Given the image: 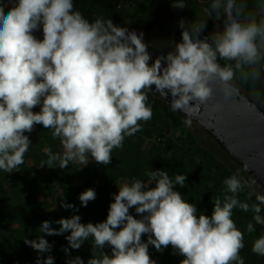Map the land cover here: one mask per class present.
Here are the masks:
<instances>
[{
	"label": "clouds",
	"instance_id": "clouds-1",
	"mask_svg": "<svg viewBox=\"0 0 264 264\" xmlns=\"http://www.w3.org/2000/svg\"><path fill=\"white\" fill-rule=\"evenodd\" d=\"M184 6V0H174V8ZM257 7L264 12V0ZM246 9L245 0H210L204 17L225 16L223 29L201 39L205 19L190 30L181 20L182 42L173 41L172 50L150 64L142 32L115 25L110 18L90 22L75 10L73 0H0V170L18 171L32 145L25 133L38 124L51 130L63 148V153H53L45 147L47 161L41 167L65 169L70 162L86 166L90 159L107 166L112 151L142 131L141 122L152 119L148 101L153 85L162 99L171 95V111H182L188 127L200 105L213 96L211 83L222 85L225 93L236 90L237 79L255 88L264 69V18L257 21ZM41 28L43 39H38L34 33ZM255 99L261 101L258 93ZM37 106L40 111L34 112ZM146 175V182L134 179L118 187L104 222L82 224L73 215L55 221L58 229L43 221L39 232H69L66 240L75 250L91 238L87 264H156L149 245L157 252L171 246L173 254L183 257L180 264H245L240 255L244 233L232 216L236 208L253 213L255 223L247 224L248 233L264 226V194L256 191L254 179H245L239 170L225 178L209 217L197 215L196 205L174 190L186 186L187 175L173 179L163 169ZM246 189L241 201L239 194ZM253 197L256 202L249 204ZM78 198L87 207L96 192L89 188ZM60 206L78 211L63 200ZM132 208L139 219L130 214ZM24 243L41 254L53 247L43 236L25 238ZM106 246L111 254L103 251ZM251 251L264 256V235L255 239ZM36 264H54V258L38 256ZM67 264L84 261L77 256Z\"/></svg>",
	"mask_w": 264,
	"mask_h": 264
},
{
	"label": "trees",
	"instance_id": "trees-1",
	"mask_svg": "<svg viewBox=\"0 0 264 264\" xmlns=\"http://www.w3.org/2000/svg\"><path fill=\"white\" fill-rule=\"evenodd\" d=\"M120 2L121 0H73L75 10H79L90 22L98 6L117 5ZM245 2L246 11L255 13L259 21L255 1L245 0ZM8 10L9 6H6L5 13ZM225 18L223 16L222 24ZM239 84L252 93L251 85L242 84L240 81ZM256 87L264 89V69ZM148 102L153 109L152 119L141 122L143 130L126 137L123 148L112 151L111 163L107 166L93 162L81 168L78 163L70 162L65 169H60L58 166L49 168L47 165L41 167L42 162L47 161L44 148L50 147L53 153H63L62 145L59 139L52 138L51 130L39 124L31 133H25L29 136L32 145L24 155V163L18 166V171L5 173L0 170V264H18L21 261L24 264H36L38 256L43 260L49 255L54 258V264H67L69 259L77 256L84 261V264H87V261L92 258L91 238L85 241L80 249H71L66 240V236L70 235L69 232L48 236L39 232L42 222L50 221L51 227L56 229L60 225L55 221L71 218L73 215H79L82 224L104 222L109 206L114 202V194L118 193L120 178L130 181L140 179L146 182L148 179L146 173L151 170H166L173 179L176 174L187 175L186 186L176 185L174 190L179 191L189 203L196 205L197 215L201 213L209 217L212 215L214 208L212 200L214 201L215 197L221 194L224 188L223 180L235 171L226 161L203 148L194 139L181 143L171 142L170 145L154 141L147 145L158 135L168 132L173 126H179L188 118L184 114L171 111L160 97L153 96L151 93H149ZM258 103L261 105L262 102ZM33 111L39 112L40 107H35ZM122 166L126 167L124 176L118 174ZM77 177L81 178V185L74 183ZM89 188L95 190L96 199L90 201L87 207L81 206L78 197ZM255 189L264 194V188L257 181ZM246 193L247 189L239 194L241 201L246 200ZM56 195L58 210L54 211L51 209L49 198ZM62 200L73 204L78 211L61 207ZM247 202L255 203V197ZM130 214L139 219L134 208L130 209ZM261 215H264V209ZM252 217L251 211L233 209L232 219L236 227L244 233V236L254 235L257 239L264 235V226L256 225L255 232L248 233L247 224L255 223ZM40 236L53 246L50 252L38 253L24 243L25 238L38 240ZM142 240L147 241L143 237ZM252 245L253 243L240 251L245 264H264V256L254 254L251 251ZM65 248H68V253H65ZM103 251L111 254V248L107 246ZM173 251L169 246L162 252H157L154 246L149 245V255L156 264H180L183 257L173 254Z\"/></svg>",
	"mask_w": 264,
	"mask_h": 264
},
{
	"label": "rangeland",
	"instance_id": "rangeland-1",
	"mask_svg": "<svg viewBox=\"0 0 264 264\" xmlns=\"http://www.w3.org/2000/svg\"><path fill=\"white\" fill-rule=\"evenodd\" d=\"M256 3L257 13L260 19L264 18V12H262L257 5L260 3V0H254ZM149 0H121V2L117 5L110 4L108 6H98L93 12V20L95 18H103V19H111L115 25L120 27H127L130 31L132 30H143L145 31V37L143 39L144 43L147 44L148 52H151L153 55L154 62L155 59L160 55H166L169 51L172 50L171 44L172 42H182V35H177L174 29H172V20L170 18L171 13V2L172 0H167L163 4H161V0H157L156 3L159 4L161 8L160 14L155 18V25L153 28L152 34H146V28L149 24V17L147 11V5ZM189 5V16L188 18L184 17L185 28H191V25L195 22H200L203 19L206 20V27L204 31L200 34V38L203 39L205 36H209L214 31L222 30L223 24L221 20L223 15L221 16L220 20H215L212 17L205 18L203 9L208 7L210 4V0H189L187 1ZM173 10V9H172ZM213 13V17H214ZM40 31V30H39ZM39 31L35 32L34 34L38 33ZM152 57V56H151ZM223 65L227 63L226 61H220ZM234 85L242 90L243 93L250 96L255 102L256 94L258 93L261 97V108L264 110V89H259L258 87L253 88L252 86V93L248 92L244 87L239 84L238 79L234 81ZM184 121V120H183ZM183 121L179 126H173L170 130L164 134H160L155 138L152 142H148L147 145H150L154 141L162 142L163 144L170 145L171 142H185L194 139L199 145L203 148H206L212 151L217 157L226 161L230 167L237 172L238 170L241 172V175L246 177L247 179L251 180V178L246 174L241 167H239L231 158H229L228 154L224 151L222 146L211 136L209 135L201 126H199L196 122L192 121V126H186ZM94 161L90 159L89 163L86 166L81 164V168H85L91 165ZM126 173V167H120L118 174L120 176H124ZM132 181L127 180L125 178H120L119 186L128 183L130 184ZM76 185H81V178L77 177L74 180ZM49 202L51 203V209L54 211L58 210V200L57 195L53 198H49ZM119 230V229H117ZM144 239L147 240V235L142 236ZM255 241L254 235H245L244 236V243L245 246L251 245ZM108 248H111L107 246ZM18 264H24L22 261Z\"/></svg>",
	"mask_w": 264,
	"mask_h": 264
},
{
	"label": "water",
	"instance_id": "water-1",
	"mask_svg": "<svg viewBox=\"0 0 264 264\" xmlns=\"http://www.w3.org/2000/svg\"><path fill=\"white\" fill-rule=\"evenodd\" d=\"M234 86L235 91L225 93L222 85L211 83L213 96L200 105L199 111L191 119L211 135L251 179L264 188V110ZM151 94L159 95L154 85ZM171 99L169 94L162 100L170 107Z\"/></svg>",
	"mask_w": 264,
	"mask_h": 264
},
{
	"label": "flooded vegetation",
	"instance_id": "flooded-vegetation-1",
	"mask_svg": "<svg viewBox=\"0 0 264 264\" xmlns=\"http://www.w3.org/2000/svg\"><path fill=\"white\" fill-rule=\"evenodd\" d=\"M157 0H149L148 2V5H147V11H148V17H149V24L146 28V34L150 35L152 34L153 32V28H154V25H155V18L157 15H159L161 12V8L159 7V4L156 3ZM165 1L167 0H161V4H163ZM187 1L189 0H184V3H185V6L183 8H174L173 7V3H174V0H172V4H171V13H170V18L172 20V29L175 30V32H177V35H182V29L179 27V24H180V21L183 20L184 17L188 18L189 16V5L187 4ZM188 20V19H187ZM187 20L186 23H187ZM184 21V22H185ZM189 21V20H188ZM137 32V34L139 33H143V39L145 37V31L143 30H134ZM38 39H43V32L42 30H40L38 33L34 34ZM149 54L152 56L153 58V55L151 52H149ZM153 60V59H151ZM150 64L152 63L151 61L149 62ZM153 95V94H152ZM153 96H158L159 95H153Z\"/></svg>",
	"mask_w": 264,
	"mask_h": 264
}]
</instances>
